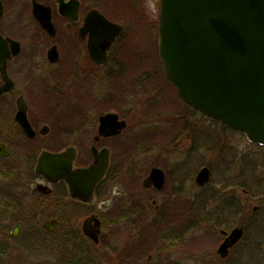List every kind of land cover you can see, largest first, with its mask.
<instances>
[{"label": "flooded vegetation", "instance_id": "flooded-vegetation-1", "mask_svg": "<svg viewBox=\"0 0 264 264\" xmlns=\"http://www.w3.org/2000/svg\"><path fill=\"white\" fill-rule=\"evenodd\" d=\"M34 3L45 8L34 10ZM92 9L122 28L101 63L90 53V30L84 28ZM46 11L51 31L43 24ZM124 28L93 2L0 0V264H264L263 195L243 189L247 198L239 199L231 175L228 182L219 180L215 214L209 215L203 197L193 205L188 198V165L173 168L177 183L166 188L169 169L146 159L153 151L139 148L133 162L113 161L107 141L135 138L129 128L142 110L141 72L124 103L103 104L111 81L127 74L117 50ZM19 109L27 130L16 117ZM109 112L125 125L102 134L100 116ZM101 148L108 149V165L82 197L64 178L36 171L43 151L66 153L75 171L91 165ZM145 162L138 187L127 188L124 181ZM152 167L163 171L161 187L142 183ZM195 175L194 185L205 189L207 182L196 184ZM199 218L205 229L201 251L194 261L176 262V254L190 255L188 231Z\"/></svg>", "mask_w": 264, "mask_h": 264}, {"label": "water", "instance_id": "water-1", "mask_svg": "<svg viewBox=\"0 0 264 264\" xmlns=\"http://www.w3.org/2000/svg\"><path fill=\"white\" fill-rule=\"evenodd\" d=\"M157 25L158 56L165 76L180 98L205 116L245 134L251 142L264 144V0H159ZM65 3H63V6ZM34 10L43 7L34 3ZM45 8V7H43ZM42 12V11H41ZM43 24L52 30L48 11ZM90 30L89 50L101 63L104 53L120 35L121 25L97 9L85 17ZM24 129L29 125L23 111L16 116ZM24 118V119H23ZM114 113L100 116V132L113 134L124 127ZM117 128V129H115ZM66 153L43 151L36 171L64 178L75 196L82 197L101 178L108 165V149L94 152L88 167L71 170ZM207 166L194 181L209 180ZM163 171L152 167L144 186L161 187ZM84 231L91 233L84 223ZM239 230L233 235L238 236Z\"/></svg>", "mask_w": 264, "mask_h": 264}, {"label": "rangeland", "instance_id": "rangeland-1", "mask_svg": "<svg viewBox=\"0 0 264 264\" xmlns=\"http://www.w3.org/2000/svg\"><path fill=\"white\" fill-rule=\"evenodd\" d=\"M84 1L93 2L97 8L125 26L117 43V50L118 57L125 64L127 74L111 81L112 94L104 101V107L110 105L117 108L124 103L125 94L134 91L132 80L141 72L139 80L141 88H138V95L142 97L141 117L134 120L132 127L129 128L132 131L136 130L137 135L125 142L107 141L112 147L115 164L133 162L139 148L153 151L156 153L154 157L150 154L152 158L147 156L146 159L169 169L166 188L177 183V174L172 173L173 168L188 165L191 177L188 198L193 205L197 198L203 197L206 210L212 211L209 215L215 214L214 195L219 180L228 182L231 175L237 180L239 199L247 198L243 194V189L264 196V145L250 142L244 134L190 109L165 76L158 56L159 0ZM198 136L200 141L197 140ZM193 141L200 143V146ZM203 164L210 167V179L205 189H198L192 178ZM146 167L148 168L147 162L142 164L140 172L127 177L124 181L127 188L138 187ZM203 224L201 218L190 223L187 245V253L190 255L182 257L176 254L174 256L176 262H189L197 258L202 246L201 232L205 230Z\"/></svg>", "mask_w": 264, "mask_h": 264}, {"label": "trees", "instance_id": "trees-1", "mask_svg": "<svg viewBox=\"0 0 264 264\" xmlns=\"http://www.w3.org/2000/svg\"><path fill=\"white\" fill-rule=\"evenodd\" d=\"M213 121H215V120H213ZM215 122H217V121H215ZM223 126V125H222Z\"/></svg>", "mask_w": 264, "mask_h": 264}]
</instances>
